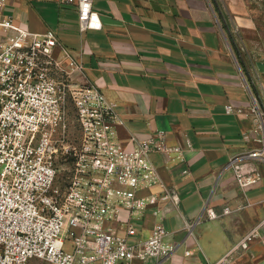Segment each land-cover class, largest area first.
Returning <instances> with one entry per match:
<instances>
[{"label":"crops","instance_id":"crops-1","mask_svg":"<svg viewBox=\"0 0 264 264\" xmlns=\"http://www.w3.org/2000/svg\"><path fill=\"white\" fill-rule=\"evenodd\" d=\"M259 3L253 10L244 7V14L261 16L264 4ZM214 5L215 0H92L101 29L80 33L73 6L3 0V15L20 27L53 31L59 45L52 54L59 65L115 105L116 133L124 148H132L133 139L162 132L165 146L180 149L149 154L162 182L175 188L178 209L163 201L142 221L133 220L141 239L161 222L163 242L174 251L161 261L131 264H217L252 229L256 236L248 249L232 254L228 264H264V164L256 165L260 181L244 189L230 167L233 157L254 146L252 99ZM68 58L81 68L67 67ZM159 190L154 185L140 194ZM204 205L217 217L201 216ZM121 216H127L125 209ZM186 223L192 224L191 232ZM113 226L121 235L118 224Z\"/></svg>","mask_w":264,"mask_h":264},{"label":"built area","instance_id":"built-area-1","mask_svg":"<svg viewBox=\"0 0 264 264\" xmlns=\"http://www.w3.org/2000/svg\"><path fill=\"white\" fill-rule=\"evenodd\" d=\"M58 3L75 7L80 33L101 29L92 0ZM2 11L0 0V264H131L169 257L175 247L163 242L161 222L141 239L133 220L142 221L147 210L163 201L178 209L175 188L162 182L149 154L180 149L165 146L162 132L133 139V147L124 148L116 133L115 105L94 85L75 82L59 65L52 54L59 45L54 32H31ZM67 67L81 68L71 58ZM68 103L75 111L79 143L60 182L56 158ZM252 112L254 146L230 160L242 189L260 181L256 165L264 164L263 119L255 116L254 107ZM154 185L160 187L157 193L140 194ZM201 216L217 214L204 205ZM114 223L121 235L114 232ZM185 226L191 232L192 224ZM255 236V229L247 232L217 264H228Z\"/></svg>","mask_w":264,"mask_h":264},{"label":"rangeland","instance_id":"rangeland-1","mask_svg":"<svg viewBox=\"0 0 264 264\" xmlns=\"http://www.w3.org/2000/svg\"><path fill=\"white\" fill-rule=\"evenodd\" d=\"M215 1L216 17L228 44L233 50L242 79L250 91L255 116L259 114L263 119L264 132V8L261 16H252L253 14H244L243 8L249 6L250 8L247 10H253L259 2L228 0L225 4V0ZM259 4H264V2ZM243 21H245V25ZM245 27L250 29H245ZM258 28H261L262 32ZM253 31L256 38H250L253 37ZM257 35H261V39ZM257 47H262V51H259V49L254 50ZM66 118L67 126L64 135L58 139L59 148L56 158L60 182L65 181L71 169L74 149L77 148L79 143L75 111L70 103L66 107ZM66 249L69 250V247H66Z\"/></svg>","mask_w":264,"mask_h":264}]
</instances>
